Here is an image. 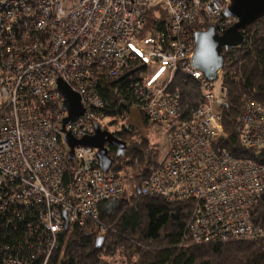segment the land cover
<instances>
[{
    "label": "built area",
    "instance_id": "2783aa9c",
    "mask_svg": "<svg viewBox=\"0 0 264 264\" xmlns=\"http://www.w3.org/2000/svg\"><path fill=\"white\" fill-rule=\"evenodd\" d=\"M229 4L0 0V264H48L65 224L98 220L104 204L137 186L145 196L192 202L185 233L193 244L262 237L251 210L264 195V102L248 101L238 120L248 156L219 149L222 68L209 80L193 61V26L222 34L236 22L224 15ZM154 8L156 27L148 25ZM176 73L197 83L189 114L173 87ZM122 78L163 156L137 186L128 170L104 173L95 148L75 145L69 156L64 141L105 130L110 116L99 90ZM58 81L83 110L69 123Z\"/></svg>",
    "mask_w": 264,
    "mask_h": 264
},
{
    "label": "trees",
    "instance_id": "16d2710c",
    "mask_svg": "<svg viewBox=\"0 0 264 264\" xmlns=\"http://www.w3.org/2000/svg\"><path fill=\"white\" fill-rule=\"evenodd\" d=\"M148 12V25L156 27ZM162 17L165 14L162 13ZM206 27L193 26L194 33ZM244 41L234 48L222 49V84L227 91L223 104L217 107L224 134L216 144L237 158L247 155L236 133L238 120L248 101L264 102V16L244 31ZM125 80L106 81L99 95L106 103L104 115L127 120L131 111ZM179 87L184 114L199 103L197 83L176 73L173 87ZM145 124L143 115L135 110ZM106 131V130H104ZM111 134L126 143L122 156L109 146L111 172L128 170L137 186L156 167L150 140L131 125L114 129ZM137 188V187H136ZM192 202H168L160 197L145 196L132 190L129 195L107 202L98 220H87L83 226L64 229L48 264H264V195L251 210L252 221L263 230L255 241L193 244L186 236ZM103 237L102 246L95 240Z\"/></svg>",
    "mask_w": 264,
    "mask_h": 264
},
{
    "label": "water",
    "instance_id": "95a60500",
    "mask_svg": "<svg viewBox=\"0 0 264 264\" xmlns=\"http://www.w3.org/2000/svg\"><path fill=\"white\" fill-rule=\"evenodd\" d=\"M224 15L234 17L236 22L222 34L216 33L213 27L194 33V66L209 80L214 79L216 72L222 67V49L234 48L241 45L244 41L242 31L255 20L264 16V0H230V4L225 9ZM57 87L64 97L62 107L69 114L63 123L72 122L83 111L79 104V98L62 81H58ZM64 141L71 148L69 156H72V148L75 145L95 148L100 168L104 173L109 170L112 163V159L108 156L107 148L104 144L108 143L110 146H113L117 156H122L126 148L125 142L115 138L111 133L101 130L98 126H95V134L93 136H86L75 140L66 134ZM136 192L140 194L139 186H137ZM64 229H67V224H65ZM102 242L103 237H97L95 240L96 248H100Z\"/></svg>",
    "mask_w": 264,
    "mask_h": 264
},
{
    "label": "rangeland",
    "instance_id": "374dc122",
    "mask_svg": "<svg viewBox=\"0 0 264 264\" xmlns=\"http://www.w3.org/2000/svg\"><path fill=\"white\" fill-rule=\"evenodd\" d=\"M114 119L112 117H108L106 119V123L104 125L105 130L108 133H111L114 129H119L121 126L131 125L134 127L141 135L149 138L151 148L154 150V160L159 162L162 159V154L158 151V140L156 136L153 134V131L143 124L141 116L135 111L132 110L127 120L117 121L116 124H110Z\"/></svg>",
    "mask_w": 264,
    "mask_h": 264
},
{
    "label": "flooded vegetation",
    "instance_id": "af4514ba",
    "mask_svg": "<svg viewBox=\"0 0 264 264\" xmlns=\"http://www.w3.org/2000/svg\"><path fill=\"white\" fill-rule=\"evenodd\" d=\"M104 146H105V147L107 148V150H108V148H109L110 145H109L108 143H105ZM112 147H113V146H112ZM113 148H114V147H113ZM114 151H115V148H114ZM115 154H116V153H115Z\"/></svg>",
    "mask_w": 264,
    "mask_h": 264
}]
</instances>
